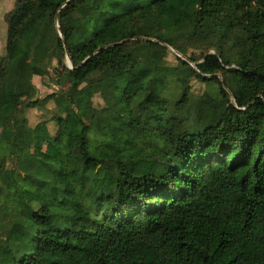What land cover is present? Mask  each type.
Masks as SVG:
<instances>
[{"label":"trees","instance_id":"obj_1","mask_svg":"<svg viewBox=\"0 0 264 264\" xmlns=\"http://www.w3.org/2000/svg\"><path fill=\"white\" fill-rule=\"evenodd\" d=\"M67 1L5 17L0 264H264V0H151L74 45L93 0ZM48 102L53 136L27 119ZM49 139L61 158L32 152Z\"/></svg>","mask_w":264,"mask_h":264},{"label":"rangeland","instance_id":"obj_2","mask_svg":"<svg viewBox=\"0 0 264 264\" xmlns=\"http://www.w3.org/2000/svg\"><path fill=\"white\" fill-rule=\"evenodd\" d=\"M94 2V3H93ZM92 4L85 5L81 7L79 11L74 13L73 15L68 17V24L74 29V33L68 41L70 45H74L77 43H81L82 41L88 40L92 33L99 32L103 29V27L108 23V19L113 15L122 14L128 9L139 6L143 4H147L148 0H93ZM110 7H114L113 9ZM17 2L16 0H0V34L2 39H4L7 25L5 23V17H10L16 12ZM93 12V13H92ZM93 14V15H92ZM92 15V16H91ZM90 19V20H89ZM56 27V23H55ZM57 28V27H56ZM178 43H181L180 41ZM0 48V52H1ZM167 61L170 65L174 66L176 64V57L180 55L172 48H168ZM193 53L200 54V52H194L191 47H189L187 55L191 56ZM181 56V55H180ZM67 65V59L65 61ZM56 63L53 62L52 72H55ZM194 67V65H191ZM69 69V68H68ZM29 76V74H28ZM32 83L38 90V97H42V95L52 94L57 92L58 87L55 86L53 82V76L48 77H38L31 76ZM65 83V82H64ZM64 83L62 85H64ZM191 92L193 96H202L206 91L205 87L198 84L193 78L190 79ZM212 89V88H210ZM208 88V90H210ZM179 92L178 87L176 85H171L168 90V98L173 99L177 93ZM8 100L3 99L1 104H5ZM94 105H96L99 109L103 107L102 101L99 97H95L93 99ZM55 113V109L53 107L52 102H48L46 104V108L44 110H30L27 112V119L29 126L34 127L36 124L48 121V129L53 136L55 134V123L51 122V118ZM82 119L86 124L91 123L90 114L87 109H82ZM13 128L6 129L0 128V140L2 134H8L9 136L13 135ZM71 146V142L66 143L65 149H69ZM31 150L33 153L42 152L48 154L54 158H61L63 155V149L57 145L53 140H46L44 142L33 141L31 144ZM20 190L27 197L28 193L23 187H20Z\"/></svg>","mask_w":264,"mask_h":264},{"label":"crops","instance_id":"obj_3","mask_svg":"<svg viewBox=\"0 0 264 264\" xmlns=\"http://www.w3.org/2000/svg\"><path fill=\"white\" fill-rule=\"evenodd\" d=\"M151 2V0H148V2H147V4H143V5H139V6H134V7H132V8H130V9H128L127 11H129V10H133V9H135V8H137V7H141V6H146V5H148L149 3ZM113 9V8H112ZM126 12V11H125ZM93 13V12H92ZM93 15V14H92ZM91 15V16H92ZM117 15H119V14H117ZM114 16H116V15H113V16H111V18L112 17H114ZM111 18H109V19H111ZM108 19V20H109ZM90 20V19H89ZM4 24H6V23H4ZM7 28V27H6ZM4 34H5V32H4ZM5 42H6V34H5V37H4V39H2V37H1V34H0V48H1V52H0V57H3L4 55H5V49H4V47H5Z\"/></svg>","mask_w":264,"mask_h":264},{"label":"water","instance_id":"obj_4","mask_svg":"<svg viewBox=\"0 0 264 264\" xmlns=\"http://www.w3.org/2000/svg\"><path fill=\"white\" fill-rule=\"evenodd\" d=\"M69 1H71V0H68L66 3H68ZM55 23H56V27L58 28V24H57V21L56 20H55ZM58 34H59V36L61 38V34H60L59 31H58ZM63 44H64V46H66V43L65 42H63ZM65 50H66V59H67L68 68L70 70H72L73 66H72L71 60H70L69 55H68V50L66 48H65ZM178 58H181L182 60L188 62L185 58L181 57L180 55H178Z\"/></svg>","mask_w":264,"mask_h":264}]
</instances>
